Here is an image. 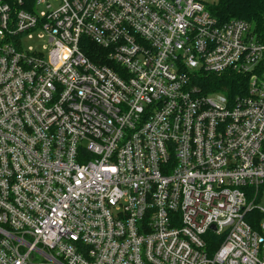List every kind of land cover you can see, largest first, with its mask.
I'll return each mask as SVG.
<instances>
[{
    "label": "built area",
    "instance_id": "1",
    "mask_svg": "<svg viewBox=\"0 0 264 264\" xmlns=\"http://www.w3.org/2000/svg\"><path fill=\"white\" fill-rule=\"evenodd\" d=\"M263 188L251 23L201 0H0V264H264L244 218L264 229Z\"/></svg>",
    "mask_w": 264,
    "mask_h": 264
},
{
    "label": "trees",
    "instance_id": "2",
    "mask_svg": "<svg viewBox=\"0 0 264 264\" xmlns=\"http://www.w3.org/2000/svg\"><path fill=\"white\" fill-rule=\"evenodd\" d=\"M207 6V5H206ZM207 9L220 21H227L231 18L244 19L251 23L254 32L259 40L264 42V0H218L215 4L207 6ZM85 40V39H82ZM90 47L83 48L84 53L95 62V53L99 50L97 46L88 43ZM241 79L238 75L215 76L212 74H201L196 83L201 86L204 92L218 91L233 96L243 94L245 88L239 89ZM262 214L253 209L245 214V220L251 227L264 236V229L260 227Z\"/></svg>",
    "mask_w": 264,
    "mask_h": 264
},
{
    "label": "rangeland",
    "instance_id": "3",
    "mask_svg": "<svg viewBox=\"0 0 264 264\" xmlns=\"http://www.w3.org/2000/svg\"><path fill=\"white\" fill-rule=\"evenodd\" d=\"M205 5L207 6H211L213 4H215L218 0H201ZM39 9H43L44 6L43 5H39L38 6ZM37 36H33V38H27V39H24L22 44H23V47H28V46H32L34 47L37 43ZM262 194H261V197L258 199L257 201V204L259 207L261 208H264V188L261 190Z\"/></svg>",
    "mask_w": 264,
    "mask_h": 264
},
{
    "label": "water",
    "instance_id": "4",
    "mask_svg": "<svg viewBox=\"0 0 264 264\" xmlns=\"http://www.w3.org/2000/svg\"><path fill=\"white\" fill-rule=\"evenodd\" d=\"M211 228L213 229V228H214V226H211Z\"/></svg>",
    "mask_w": 264,
    "mask_h": 264
}]
</instances>
